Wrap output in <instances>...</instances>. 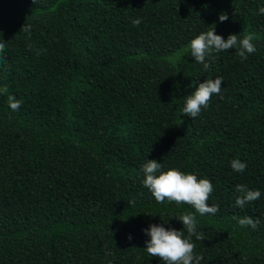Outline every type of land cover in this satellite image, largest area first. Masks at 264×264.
Instances as JSON below:
<instances>
[{"label":"trees","instance_id":"1","mask_svg":"<svg viewBox=\"0 0 264 264\" xmlns=\"http://www.w3.org/2000/svg\"><path fill=\"white\" fill-rule=\"evenodd\" d=\"M262 6L0 0V88H8L0 94V264H165L147 254L144 230L162 224L186 237L178 216L187 213L205 236L192 237L201 264H264ZM212 25L225 39L252 34L256 52L243 61L235 49L214 53L208 70L190 51L170 61ZM217 77L221 94L209 107L195 119L182 114L187 96ZM8 95L22 101L18 111ZM150 159L209 179L207 203L219 211L157 203L142 183ZM233 159L246 169L234 171ZM237 184L260 198L235 206ZM243 217L257 227L240 226Z\"/></svg>","mask_w":264,"mask_h":264},{"label":"clouds","instance_id":"2","mask_svg":"<svg viewBox=\"0 0 264 264\" xmlns=\"http://www.w3.org/2000/svg\"><path fill=\"white\" fill-rule=\"evenodd\" d=\"M36 3V0H33ZM259 15H264V6L258 9ZM229 19L227 13H220L219 21L225 22ZM133 26L138 27L141 23L140 18L132 19ZM24 31L29 27L23 25ZM254 36L248 34L239 38L237 34H229L227 39L215 32V25L206 31L201 32L190 43L177 52L174 57H169L172 63L179 61L183 53L190 51V56L194 57L195 62L202 64L205 70L210 67L209 59L214 53H220L235 49L241 60H247L250 54L256 52L253 43ZM6 43L0 39V60L3 59L2 53L5 51ZM223 84V78L206 79L200 83L196 90L188 95L184 103L182 114L197 118L202 109L209 107L213 95H220ZM8 88H0V94H7ZM223 98V97H221ZM8 104L13 111H18L22 101L17 100L14 96L8 95ZM231 168L236 172H243L247 165L239 159L231 161ZM144 179L142 181L157 203H163L165 200L175 202L176 204L190 205L199 215H215L219 211V205H209L214 188L211 181L207 178H197L193 173H185L176 168L162 170V165L155 159L147 160L142 165ZM235 191L238 194L235 199V206L243 209L245 205L256 201L260 198L259 190H250L246 185L237 184ZM129 202V201H128ZM131 202H129L130 204ZM186 230L187 236L183 230L175 228H165L162 224H152L145 229L150 239L146 241V251L149 256L159 257L165 264H201L204 259L202 255L194 252L195 244L192 237L196 240L203 241L205 236L202 232L197 231V220L193 213H187L178 216ZM240 226H251L255 229L259 223L251 217H243L238 220ZM129 234L128 239H131ZM108 253H106L107 255ZM111 264V262H109Z\"/></svg>","mask_w":264,"mask_h":264}]
</instances>
